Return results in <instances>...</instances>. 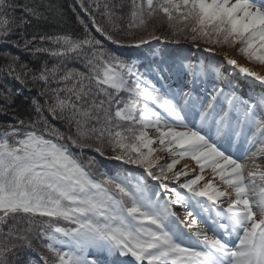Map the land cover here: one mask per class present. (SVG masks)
<instances>
[{"label": "snow or ice", "instance_id": "obj_1", "mask_svg": "<svg viewBox=\"0 0 264 264\" xmlns=\"http://www.w3.org/2000/svg\"><path fill=\"white\" fill-rule=\"evenodd\" d=\"M81 7L91 9L96 32L113 44H124L117 38L122 31L117 21L123 17L116 9L127 8L126 37H133L134 30L148 31L158 21L166 23L173 37L184 34L187 39L191 33L193 42L239 45L246 60L264 65V0H105L102 5L90 0ZM101 7L107 29L92 15ZM17 9L19 19L12 15ZM61 16L51 0H0V41L58 59L52 67L45 63L34 70L0 51L6 61L0 73L30 84L42 98L31 100L33 117L26 125L31 130L12 127L0 137V264H38L17 254L20 249L36 251L33 240L38 238L47 241L42 247L51 254L38 253L43 264H99L87 258L90 250L114 257L111 264H131L120 257H131L135 264H264V94L243 99L213 87L201 98L167 84L162 90L135 71L134 62L105 50L87 25L78 37L40 30ZM29 28L35 29L30 37ZM149 39H160L155 27L132 45ZM66 61L78 62L84 70L69 68ZM227 63L264 85V75L232 59ZM179 68L193 84L210 74L223 79L211 65L181 60ZM151 71L165 79L157 69ZM17 94L0 92L5 101L0 111ZM150 129L158 135L150 136ZM69 145L101 156L110 150L111 159L143 168L147 177L159 181L169 198L161 200L143 176L101 172L93 178ZM158 152L173 158L161 166ZM184 159L194 161L199 174L182 181L190 175L187 165L176 170ZM206 170L211 171L207 179ZM169 179L178 188L168 189ZM217 179L223 188L214 183ZM173 205L191 208L186 217L195 239L181 230ZM197 216L211 223L212 235L200 227ZM36 217L48 219L37 222ZM22 219L26 227H18Z\"/></svg>", "mask_w": 264, "mask_h": 264}, {"label": "trees", "instance_id": "obj_2", "mask_svg": "<svg viewBox=\"0 0 264 264\" xmlns=\"http://www.w3.org/2000/svg\"><path fill=\"white\" fill-rule=\"evenodd\" d=\"M51 2L57 5L61 9L62 16L58 18V22L41 25L40 26L41 31L46 32L49 35H53L57 33L60 34L70 33L72 36L78 37L83 35L84 25H87L91 34L95 36L96 39L101 41V45L105 50L119 56L121 59L125 60L126 62L129 63L134 62L135 71H138V67L144 66V62L142 61V55L144 50L149 48V46L152 47L155 44L159 48L162 46L155 41L153 42L154 44H150V45L142 44L141 48L128 47V46H133L132 41L139 39L140 37H147L148 32L152 31V28L155 27V35L157 36L158 34H161V38L166 43L164 48L162 49L163 51L162 55L165 56V55H170L171 54L170 52L173 50L168 46V43H171V41L174 42L175 40L182 39L180 37L183 36L182 34L177 37L171 36L170 30L168 29L166 23L162 25L160 22L154 21L149 25L148 31L134 30L135 35L133 37H126L123 35V32L127 30V24L129 22L128 9L127 8L116 9L117 15L123 17L122 19L117 21L120 29L122 30L117 38L123 40L124 44L118 46L117 44H113L111 41L106 40L99 32H96L95 27H93L92 25V21L88 20L86 17L81 15L82 13L79 10L78 6H76L75 0H51ZM104 2L105 0H100L101 5ZM81 3L87 5L90 3V0H81ZM90 11L91 9H88L86 12L88 13ZM102 12H103V7H101L99 11L93 12L92 15L95 16L97 24H100L101 26L107 29L109 26L105 23V17L101 15ZM12 15L15 16L16 19H19V17L21 16V12L19 9H17ZM81 20L84 22L83 25L80 23ZM34 30H35L34 28H29L27 30V34L29 37L32 35ZM14 32H19V29H14ZM113 34L115 35V33ZM16 38L18 37L13 35V39ZM102 39H105V41H103ZM183 39L185 40V38ZM151 40H156V39H149V41ZM124 45L127 47L125 48L120 47ZM47 46H51V45H47ZM180 47L182 52V50L185 49V46H180ZM0 51H6L13 55L18 56L21 61L27 63L29 67L34 70H38L41 67V65L45 63L48 65V67H52L54 64L58 63L57 58L50 57L47 54L33 55L29 51H23L19 48L14 47L11 43H4L3 41H0ZM132 54H134V57L133 56L131 57ZM5 63H6L5 59L0 57V65H4ZM65 63L69 68H77L81 71L84 70L82 65L78 62L66 61ZM56 86H57L56 84L52 85L53 88H55ZM5 89H11L13 90V92L18 94L15 95L12 103L7 106V109L5 111H0V132H5L6 130L11 129L12 127L20 128L21 131L31 130L26 126L33 117L31 100L42 99L37 96V89L35 87H31L30 84L28 86H25L24 84L13 79L12 77L0 73V92L4 91ZM125 95L126 94L123 92L120 93V96H125ZM4 103H5L4 98L0 97V106H3ZM49 119L51 120V117H49ZM20 120L25 121V125H20L19 124ZM52 124L55 125L57 128H59L62 132L66 131V129L64 128L61 122L52 121ZM69 147L70 150L73 152V154L77 157V159L89 172V174L97 179L100 178L101 172L106 173L108 175H116L117 173H119L121 175L130 174L133 176H143L142 174L136 172L132 167L130 168L129 164H125L121 161H116L109 158L108 155H110V153L113 154L110 150L106 151V154L104 156H101L99 153L95 152L91 148H85L81 150L79 148L72 147L71 145H69ZM90 160H94L93 165L89 164ZM36 218H39L36 219L37 222H39L40 220H46L40 217H36ZM59 223L61 224V226L71 227V225H68L64 222H59ZM18 227H26V224L24 223L23 219L21 220V223L18 225ZM34 243H36L35 245L37 249L36 251H33L31 249H20L18 250L17 254L19 255L20 258L31 256L34 260L38 262V264H43V261H40L39 259L38 253L42 252L44 255H47L49 256V258H51V254L48 253L47 250L42 247V244H46L47 241L38 238L35 239V242L33 241V244Z\"/></svg>", "mask_w": 264, "mask_h": 264}, {"label": "rangeland", "instance_id": "obj_3", "mask_svg": "<svg viewBox=\"0 0 264 264\" xmlns=\"http://www.w3.org/2000/svg\"><path fill=\"white\" fill-rule=\"evenodd\" d=\"M182 35L183 36L180 37L182 39L175 40L177 42V44L185 46V49L182 50V52L180 49L181 47H178V48H175V50L173 49L170 52L171 53L170 55L163 56L162 55V52H163L162 49L163 48L162 47L159 48L158 46H156V44L153 46L151 45L152 47L149 46V48H147L143 52L142 61L144 62V65H146V66L138 67V70L141 73H145V75L149 79H151L153 81V83L156 84L157 87L162 88V90H166V89H163V85L167 84L170 88L177 89V88H181L184 84H188L189 74L186 71H183L181 68H179V62L181 60H183L185 63H190L193 66L199 65L201 63H203L205 65H211L215 68H218L219 71L223 75V79L216 80L214 78V75L210 74L206 81H205V79L201 78L200 81L195 82V85L192 88L188 84L187 85L188 89L192 90L195 95H198L199 92L201 94H202V92H204L206 94L208 92H211V89L213 87H219V88H223L225 92H230V91L235 92L236 95L241 97V95H242L241 91L244 88L243 86H245L246 92L249 93V95L247 94L249 97L264 94V85H262L259 81H256L252 77H244V75L241 74L238 71V69L232 67V65H229L227 63V60L232 59V60H235L237 62V64H239V63H240V65L244 64L243 66L251 68L253 70V72H256L260 75L261 74L264 75V65H260L258 63H250L248 60H246L237 51L239 45H236L235 47L209 45V44H205V43L200 42V41L193 42L190 38L191 33L187 34L189 36V38H187V39L185 38L184 34H182ZM157 36L160 37V40H151V41H148V43H146L145 45L154 44V43H150V42H155V41L158 42L159 45L160 44L165 45V43H163L164 41H161V40H163L161 38V34H158ZM183 38H185V40ZM171 42L174 44L173 41H171ZM168 44L170 45V43H168ZM139 47L141 48L142 46H139ZM163 62H164V64H162ZM154 68L157 69L160 72V74L165 77L164 80H160L159 77L156 75V73L151 71ZM166 68H170L171 71L170 72L164 71V69H166ZM226 76L230 77V79L228 81L230 84L228 82H224V81H227ZM242 76L245 79L241 78ZM129 80L130 81L132 80L131 77L129 78ZM133 80H134V76H133ZM203 80L205 82L202 84ZM236 81H238V83H240V86L237 88L234 85H232V83H235ZM230 85H231V87H230ZM185 90H187V89H185ZM199 96L202 97V95H200V94H199ZM245 96H246V94H245ZM245 96L243 97V99L249 98V97L246 98ZM121 97H123V96H121ZM3 134H4V132H0V137H2ZM149 135L156 137L158 134L154 130L150 129ZM153 147L154 148L159 147V145H153ZM112 155L113 154L110 153V155H108V157L110 158ZM157 156L159 157L158 164L161 166L170 162V160L173 158V157H170L169 154L166 152H158ZM185 165L188 166V170L190 172V175L188 177H182L181 178L182 181L185 179H190L193 176H195L196 174H199L198 166L195 164L194 161H192L190 159L181 160L180 163L176 166V170H180V169L184 168ZM260 166L262 168H264V159L260 160ZM133 167L139 173H142L144 175L146 174L144 172L143 168H139L136 165H134ZM154 171H155V169H154ZM169 175H171V174H169ZM204 176L206 177V179L210 178L211 177V171L206 170L204 172ZM92 177L95 178L94 176H92ZM148 178H150V177H148ZM159 183H160L159 181H154L151 178L147 181V184L149 185V187L152 190L160 193L161 200L169 198V193L166 190L161 189L159 187ZM214 183H216L221 188L224 187L223 185L220 184L218 179L215 180ZM165 184H167L168 189H171L174 187L178 188V185L174 181H172L171 179H169L168 181H165ZM179 190L182 192L185 191L183 189H179ZM231 198H234V194H231ZM201 199H203V198H201ZM205 203H207V201H205ZM221 206H226V205H221ZM172 210L175 213H177V216L174 219L179 222L180 228L183 231V233L188 232V234H186V235L192 236L193 232L195 231V228L189 226L190 220L186 217V211H191V208L186 210L185 208H183L179 205H173ZM197 212H199L198 209H197ZM35 219H39V218H35ZM44 219L47 220L48 218L45 217ZM204 220H205L204 217L197 216V223L200 225V227L203 228L205 231H208L209 235H212V232L210 231V228L212 227L211 223L205 222ZM60 222H63V221H60ZM192 238L195 239L194 236H192ZM33 241L35 242V239ZM34 245H36V243H34ZM65 250H67V249H65ZM104 254H105L104 258L106 259V253H104ZM100 255H102V254L97 252L96 250H90L87 254V258L90 260H93V259L97 260V259L101 258ZM131 260H132V258H131ZM106 261H107V259H106ZM110 261H112V259H110Z\"/></svg>", "mask_w": 264, "mask_h": 264}, {"label": "bare ground", "instance_id": "obj_4", "mask_svg": "<svg viewBox=\"0 0 264 264\" xmlns=\"http://www.w3.org/2000/svg\"><path fill=\"white\" fill-rule=\"evenodd\" d=\"M75 2H76V6H78V8H79V10L81 11V15H83L84 17H86L88 20H90V21H92L91 20V17L88 15V13L85 11V9L84 8H82L81 7V0H75ZM78 10V11H79ZM103 41H105V39H102ZM135 54V53H134ZM134 54H132L131 55V57L133 56L134 57ZM157 57V56H156ZM238 65H240V63L238 64ZM242 65V66H241ZM240 66L241 67H245V66H243L244 64H241ZM231 67V66H230ZM233 67V66H232ZM246 68H249V67H246ZM251 71H253L251 68H249ZM262 75V74H261ZM244 77H246V76H244ZM243 76L241 77V78H243V79H245ZM135 78V77H134ZM132 79H133V77H132ZM191 76L189 75V79H188V84H189V86L192 88L194 85H195V83L193 84V83H191ZM226 79H227V81H224V82H228L229 81V79H230V77H228V76H226ZM207 80V79H206ZM205 80V81H206ZM233 80V79H232ZM204 80H203V82H202V84L205 82ZM229 83V82H228ZM188 84H184L182 87H181V89H183L184 91H189L190 89H188V87H187V85ZM230 84V83H229ZM232 85H234L236 88L237 87H239L240 86V83H238V81H236L235 83H232ZM244 88L242 89V91H241V97L243 98L244 96H245V94H246V98L247 97H249L248 95H249V93H247L246 92V89H245V86H243ZM185 89H187V90H185ZM245 92V93H244ZM244 93V94H243ZM199 94L200 95H202V97L201 96H199ZM248 94V95H247ZM195 95V94H194ZM197 96H199V97H201V98H204L205 97V93L204 92H202V94L199 92L198 93V95ZM237 156H240V152H237V153H235ZM205 221V220H204ZM194 233V232H193ZM185 234H188V232L186 233L185 232ZM195 238V237H194ZM99 256V255H98ZM101 256V258H99V259H97V261H99V264H110L111 263V261H110V259H112L113 260V258L112 257H109V256H107V254H106V259H107V261H106V259L104 258V256H105V254L103 255H100ZM122 258L123 257H120L119 259L120 260H122ZM125 260H129L130 261V259H129V257L127 258V257H125ZM132 264H135V263H132Z\"/></svg>", "mask_w": 264, "mask_h": 264}]
</instances>
